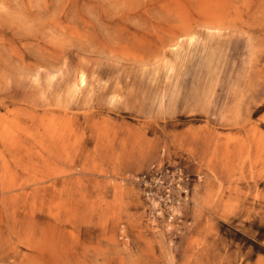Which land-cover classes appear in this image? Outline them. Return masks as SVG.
Returning a JSON list of instances; mask_svg holds the SVG:
<instances>
[{"label":"rangeland","instance_id":"rangeland-1","mask_svg":"<svg viewBox=\"0 0 264 264\" xmlns=\"http://www.w3.org/2000/svg\"><path fill=\"white\" fill-rule=\"evenodd\" d=\"M175 1L0 0V75L10 76L1 92L49 93L45 77L35 84L19 68L65 52L72 70L86 66L101 78L80 113L117 134L95 158L101 172L80 176L88 199L75 226L30 218L20 202L0 198V264H264V138L256 147L263 160L241 165L230 139L248 133L228 121L239 102L264 135L263 64L246 63L247 34L204 32L191 45L166 46ZM233 5L247 12L262 56L263 1ZM122 48L143 60L122 57ZM209 59L218 67L212 78ZM24 232L48 238L42 253L21 244Z\"/></svg>","mask_w":264,"mask_h":264},{"label":"bare ground","instance_id":"bare-ground-1","mask_svg":"<svg viewBox=\"0 0 264 264\" xmlns=\"http://www.w3.org/2000/svg\"><path fill=\"white\" fill-rule=\"evenodd\" d=\"M174 6L176 21L166 31V46L179 47L184 39L191 45L204 32L208 39L215 35L247 34L246 46L249 55L246 63L263 64L264 71V46L262 56H257L255 51L257 52L259 45L250 38L248 23L244 21L247 12L236 9L233 0H176ZM261 31L264 33V24ZM204 47H207L206 42ZM120 55L135 62L143 60L141 53L126 48L120 50ZM16 58L24 64L26 56L17 55ZM40 63L42 65H21L19 68L21 74L34 76L35 84L41 77H45L47 89L50 91L48 93L43 90L40 96L25 93L21 97H10L3 94L1 90L8 86L10 76L0 75V198L3 203L11 201L16 205L20 202L21 207L27 209L24 212L28 211L26 215L30 218L39 216L55 224L75 226L88 199L86 186L80 176L90 171L101 172L95 158L100 156L107 143L116 141L117 134L105 121H96L89 125L92 114L80 113L81 106L87 103L88 97L101 82L94 69L80 66L72 70L65 52L56 56L42 55ZM212 63V59L206 62L208 78H212L218 68ZM54 83H57L55 88ZM117 97L113 93L109 103H116ZM252 114L248 113L244 118L241 105L237 102L230 110L228 118L238 131L248 133L247 136L230 139L232 145L240 149L237 158L241 165H255L263 160L261 151H257L256 147L260 145L264 135L258 132V124L250 121ZM91 143H95L94 155L87 152ZM151 149L152 144L146 143L142 150L143 155L150 153ZM114 160L117 161L118 158ZM115 193V196H119L118 191ZM34 236L32 232H24L19 239L25 248L37 254L42 253L46 246L44 242L48 238L45 240L44 236L37 240ZM36 259L40 261L38 257Z\"/></svg>","mask_w":264,"mask_h":264}]
</instances>
